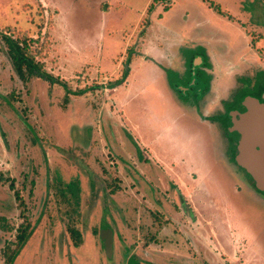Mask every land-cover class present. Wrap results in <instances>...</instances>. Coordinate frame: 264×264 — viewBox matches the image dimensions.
I'll return each instance as SVG.
<instances>
[{
    "label": "rangeland",
    "instance_id": "1",
    "mask_svg": "<svg viewBox=\"0 0 264 264\" xmlns=\"http://www.w3.org/2000/svg\"><path fill=\"white\" fill-rule=\"evenodd\" d=\"M151 2L0 0V34L25 41L57 81L23 83L0 44V264L27 222L13 264H264V195L235 164L236 133L221 121L253 89L229 100L238 77L264 71V0ZM188 51L211 76L201 97L193 82L186 95L171 88L164 70L183 75ZM75 183L67 200L56 192ZM195 214L205 244L191 232Z\"/></svg>",
    "mask_w": 264,
    "mask_h": 264
},
{
    "label": "trees",
    "instance_id": "2",
    "mask_svg": "<svg viewBox=\"0 0 264 264\" xmlns=\"http://www.w3.org/2000/svg\"><path fill=\"white\" fill-rule=\"evenodd\" d=\"M155 1H157V0H152L151 5ZM150 7H152V6H150ZM0 44L4 50L5 55L7 56L8 60L10 61L11 65L13 67L15 75L17 76V78L20 81L25 83L26 81L29 80V78L34 76V77H39V78L46 80V81L53 83V84L55 82H57L56 78L53 77L47 71L43 70L40 63L35 61V59L33 58V55L27 51V44L25 41H21L20 39L12 37L10 34H6V33L2 32L0 34ZM131 52H132V49H129L128 54L130 55ZM194 55L197 57L198 54H195L192 51H188V56L186 57V60H185L186 64H187V68L185 71V73L187 74V77H184L185 73L183 75H179L177 73V71H174L173 69H171L169 67H164V70L166 71L167 75L168 74L170 75V77L169 76L168 77H169V82L172 86L171 88L178 90L181 93V95H186V94H189L188 90L191 89L190 88L191 86L189 85L190 82H193L192 84L195 87L191 84L193 87L192 89H194V92H198V94H200V97H201L204 94V91L208 90L209 80H210L211 76L209 73L200 70L194 64L195 63L194 58H196ZM129 61L130 60H128L127 63ZM126 69H127V65H125V69H124L122 75H124L126 73V71H125ZM191 71L194 74L192 76H191ZM172 73H174V75ZM248 73L249 74L247 77H238L237 80H238V82H241V83H239V85L237 84L238 86H236V89H234V91L230 95L229 100L232 101L234 98L233 94L235 91H243V93L246 92L245 90L241 89L243 84H247V85L253 87V89H250L253 91L248 90L245 94L240 95L239 99L233 100V101H236V105H239V107L241 106V104L243 102L249 100V98H256L254 100L264 101V98H263L264 85L261 82V80H264V77H263L264 71L262 73H260V72H257V69H256L254 71H249ZM175 74H177V75H175ZM173 77H175L176 79L174 80ZM119 79H120V77L115 79L114 83L116 84ZM112 86H114V85L112 84ZM197 87H199V88L196 89ZM200 87H202V89ZM238 87H240V88H238ZM64 99L65 100L68 99V95L64 96ZM229 100H226L225 102L227 103ZM234 103L235 102H232L227 106L225 105L223 113L228 118H230V115H229L230 109L232 110L235 107ZM221 118H223V117L221 116ZM221 121L224 124L225 129L230 131L228 129L230 122L226 121V119L224 121H223V119H221ZM234 133H236L235 140L229 138L230 142L228 141V143L231 144V146L235 147V150L233 153V159L235 161V164L238 167H240L241 170L246 172V170L243 169L241 166H239L237 164V161H236V154H237L236 141L238 138V133L236 131H234ZM58 172H59V170L54 171L53 185H57L59 183V179H58L59 175L57 174ZM246 174H247V176L251 182V186L253 187V189H256L257 192L264 195V191L258 189L256 187L255 182L252 179V177L247 172H246ZM75 188L76 189L79 188L78 184H76V183L73 184L72 188L67 186L66 188L62 189V187H61V188H59L61 190H57L56 192H59L60 195L63 198H65L63 200H67L66 199V192L69 191L70 193H74L73 191ZM156 214L157 213H155L154 215H156ZM16 231L17 232L15 234V240L12 241V244L15 246L13 247L11 243H7V246L3 249L5 264H13V261L18 256V253L25 246L26 241L30 238V236L32 234V229L30 228V225L28 222L18 225L16 227ZM69 236L72 239L71 243L73 246H79L83 242L82 241L83 237L81 236L80 230L77 227H75L74 225H70V227H69ZM67 247H69V246H67ZM55 251L61 252V247L60 246L57 247V249H55L54 252Z\"/></svg>",
    "mask_w": 264,
    "mask_h": 264
},
{
    "label": "water",
    "instance_id": "3",
    "mask_svg": "<svg viewBox=\"0 0 264 264\" xmlns=\"http://www.w3.org/2000/svg\"><path fill=\"white\" fill-rule=\"evenodd\" d=\"M249 98L237 112L230 113L228 129L236 131V161L252 177L258 189L264 191V101ZM99 238L106 256L112 258L113 232L104 221Z\"/></svg>",
    "mask_w": 264,
    "mask_h": 264
},
{
    "label": "crops",
    "instance_id": "4",
    "mask_svg": "<svg viewBox=\"0 0 264 264\" xmlns=\"http://www.w3.org/2000/svg\"><path fill=\"white\" fill-rule=\"evenodd\" d=\"M114 88H116V87H114ZM117 89V88H116ZM167 175L168 176H170V177H176V175H174V174H171V173H169V170H168V172H167ZM167 180V179H166ZM169 182V181H168ZM170 183V182H169ZM188 205H190V207H191V209H193V211L195 212V207H193V205H191V203L189 204L188 203ZM164 213L162 212L161 213V215H163ZM195 216H196V214H195ZM200 217L201 216H199V218H198V216H196V219L195 220H192L191 221V224H190V228H191V232H192V234H196V236H197V238L201 241V242H203V244H205V242L198 236L199 235V233H206L207 235L209 234V232H207L205 229H202L200 226H202L200 223H201V221H199L200 220ZM170 218H171V216H168L167 215V217H163V219H161V220H165L167 223L169 222V221H171L170 220ZM157 221H159V220H157ZM183 221V220H182ZM151 223H152V221H151ZM150 223V224H151ZM150 226V225H149ZM198 227V228H197ZM196 229H198V231L196 232ZM183 230H184V232H186L187 231V228H183ZM205 230V231H204ZM187 234V233H186ZM176 235H177V233H176ZM160 236H162V235H160L159 234V237ZM187 236H191V234H189L188 233V235ZM114 237V236H113ZM170 236L168 235V233L166 234L165 233V236L164 237H160V239H161V242H163L164 241V243L165 242H168V240H167V238H169ZM170 239V238H169ZM113 241H114V238H113ZM160 242V243H161ZM170 243H171V241H170ZM172 244V243H171ZM24 248H25V246H24Z\"/></svg>",
    "mask_w": 264,
    "mask_h": 264
},
{
    "label": "flooded vegetation",
    "instance_id": "5",
    "mask_svg": "<svg viewBox=\"0 0 264 264\" xmlns=\"http://www.w3.org/2000/svg\"><path fill=\"white\" fill-rule=\"evenodd\" d=\"M194 61L196 62V58H195ZM238 107H239V106H238ZM238 107L235 106L234 109H232V110L230 109V111L228 110V111H229V115H230L231 112L235 114V113L237 112ZM230 116H231V115H230ZM230 118H231V117H230ZM230 118H228V120H229ZM244 172H245V171H244ZM245 173H246V172H245ZM255 190H256V189H255ZM258 191H259V190H258ZM129 261L131 262V259H130ZM131 264H137V263H136V262H131Z\"/></svg>",
    "mask_w": 264,
    "mask_h": 264
}]
</instances>
